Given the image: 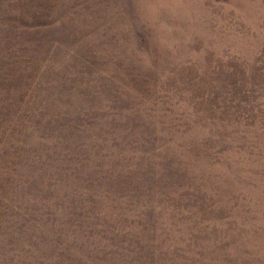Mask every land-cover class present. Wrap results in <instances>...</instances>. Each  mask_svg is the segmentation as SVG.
<instances>
[{
    "label": "rangeland",
    "instance_id": "1",
    "mask_svg": "<svg viewBox=\"0 0 264 264\" xmlns=\"http://www.w3.org/2000/svg\"><path fill=\"white\" fill-rule=\"evenodd\" d=\"M0 264H264V0H0Z\"/></svg>",
    "mask_w": 264,
    "mask_h": 264
}]
</instances>
